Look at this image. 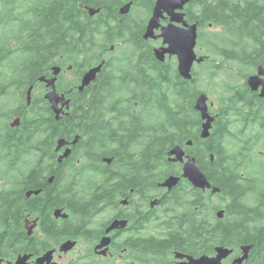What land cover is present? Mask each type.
I'll return each mask as SVG.
<instances>
[{
  "label": "trees",
  "instance_id": "1",
  "mask_svg": "<svg viewBox=\"0 0 264 264\" xmlns=\"http://www.w3.org/2000/svg\"><path fill=\"white\" fill-rule=\"evenodd\" d=\"M156 1L0 0V99L12 102L6 112L0 111V123L22 118L20 130L0 129V180L11 184L0 190V198L8 202L4 206H10L6 222L11 220L14 237L23 239L22 221L28 216L43 215L50 222L52 212L62 210L69 219L62 223L61 238H73L74 224L92 220L102 199H113L118 191L126 195L130 189L99 183H132L143 197H154L147 192L182 174L169 160L170 151L180 146L220 193L197 190L185 181L180 193L169 195L183 200L180 214L171 203L175 222L170 230H180L182 238L187 233L190 246L204 247L208 255L215 247L237 251L251 246L264 264V104L253 99L246 84L251 70L264 68V0H191L187 19L198 23L200 55L207 57L191 81L168 67L134 80L102 73L80 93V77L65 83L67 76L61 75L59 92L74 90L67 94L71 104L82 103L85 111L90 103L92 110L117 114L122 107L115 102L126 104L125 130L104 135L90 152L86 128L101 125L106 115L92 118L86 112L57 121L44 98L39 79L49 77L52 65L73 66L70 73L83 76L100 58L110 56L111 46L122 51L134 45L138 52ZM128 4L129 13L122 15ZM89 9L100 12L90 16ZM12 44L20 52L9 58ZM229 61L233 65L226 67ZM126 83L135 86L123 89ZM31 87L35 90L28 106ZM201 94H215L220 102L219 110L212 111L216 121L207 140L201 139L203 121L195 110ZM107 102L111 107L104 106ZM134 124L139 128L132 133ZM76 137L75 157L57 170V141ZM103 158L112 164L103 166ZM37 191L39 196L26 197ZM219 210L225 211L222 219L217 218ZM173 235L176 241L179 234Z\"/></svg>",
  "mask_w": 264,
  "mask_h": 264
},
{
  "label": "flooded vegetation",
  "instance_id": "2",
  "mask_svg": "<svg viewBox=\"0 0 264 264\" xmlns=\"http://www.w3.org/2000/svg\"><path fill=\"white\" fill-rule=\"evenodd\" d=\"M188 8L189 5L186 6L184 10L185 21H188ZM188 23L190 22L188 21ZM162 24L167 26L170 22L169 20H164ZM147 26L148 22L144 25L141 35L143 40L138 48V52H134L136 49L133 48L134 45L129 46L130 48L125 47L122 51L117 50V47L111 46L109 48L110 56L106 59L100 58V60L97 61L99 63L92 66L93 68L99 64H104L102 72L98 74L97 80L102 73L110 78L120 76L130 78L155 76L157 71H159V67L175 69L179 75L176 56L166 55L164 62L157 60L155 50L166 47L163 45V40L160 38L162 31H156V39L145 40L144 35ZM17 52H20V46L12 44L9 58H14ZM2 56L6 57L4 54H2ZM53 67H55V65H52L47 71L49 73V75H47L49 77L47 78L53 77ZM60 68L61 72L58 84H60L59 80L61 75L69 76V73L72 71V66L66 69L63 67ZM250 76H253V74ZM96 81L94 83H96ZM39 83L44 87V93L46 94V92L49 91L46 87V83ZM246 84L253 99L264 104V98L261 97L262 87L257 91H253L249 87L247 79ZM134 86V83H126L122 88L129 89ZM141 87H143V85ZM72 91L74 90L71 89L70 92ZM70 92L63 93L67 95ZM67 97L69 96L67 95ZM115 103L119 108L122 107V110L117 114L109 112V110L107 112L92 110L90 109V103L86 104L87 111L83 109L82 103H77L76 105L70 103V108H64L61 112L59 121H65L66 119V121H70L72 120V116L82 117L86 112L92 118L106 115L101 125L92 124L91 127L89 125L88 128H86L87 140L89 143L88 152H90L92 147H97V144L101 142L99 139L103 138L104 135H116L125 130L123 126H125L128 121L123 117L126 104L122 102ZM112 104V102H107L104 106L111 107ZM22 110H24V108ZM215 110L217 109L215 108ZM16 122H18V124L13 126V123ZM1 124L2 123H0V125ZM21 124L22 118L15 117L8 121V123H4L3 128L0 129L1 131H11V133H13L12 131L20 130ZM134 125L135 126L130 129L132 133L139 128L136 126L137 124ZM75 139H77V137ZM75 139H73V141ZM78 144L79 139L77 144L71 147L72 154L70 157L63 160L62 163H59V159L63 156L68 147L63 148L59 153L55 152L56 161H58L60 166L57 170L61 171L69 165L70 160L75 157L74 153H76ZM258 153L262 154L261 152ZM79 162H81V160H79ZM102 162L104 164L103 166H105V164L108 166L112 164V162L105 161L104 158ZM90 165L91 167L95 166L92 163H90ZM175 165H178L180 167L179 170L182 172L183 164L176 163ZM184 182L185 181L182 180L177 187L171 190L160 186L155 192L149 190L147 193L156 194L154 197H143L141 190H136L132 183H99L98 185L101 187L113 186L116 189L130 187V189L126 192V195H122L121 191H118L115 193L113 199H102L100 204L93 209L96 216L89 222L74 224V230L77 229L74 231V237L65 239L64 241L61 238V226L63 221L69 218L64 219L62 217H57L56 211L58 210L52 212V219H50V222H48L43 215H36L35 217L28 216L22 221V230L18 227V229L23 232L24 238L16 239L13 235L15 231L13 222H11V220H8V223L6 222L10 206L8 205L5 207L4 205L8 202L4 197H1L0 217L2 214L3 216L0 218V264H15L19 258L22 257H27L26 264H64V259L68 256H72V258L67 264H188L191 258L199 259L204 256L214 257L216 256V247L214 248V254L208 255L206 248L201 246L194 248L190 246V239L187 233H185V236L182 238L180 230L176 232L170 230L173 222H175L173 220L174 210L170 207L171 203L175 204L173 205L175 208L180 209L176 212V214H180L183 200L180 197H169V195L172 193H180V189H183ZM53 183H50V185ZM4 186L10 187L11 184L1 182L0 190L4 188ZM9 193L10 192H7V194ZM42 209L43 208H41V210ZM30 222H36L33 228ZM179 223L178 221V224ZM188 227L189 220L186 219L185 228L188 229ZM78 228L82 229L79 230ZM173 234H179L176 241L173 239ZM68 240L75 242L76 245L71 251L66 253L62 252V246ZM242 247L243 246H240L237 251H233V253L225 259L224 264H234L236 259L242 257ZM48 253H52L50 261L45 260L41 263L40 259L45 257ZM256 257V253L253 252L252 248L248 260L243 264H261L257 261L258 258ZM258 257L261 258L260 256Z\"/></svg>",
  "mask_w": 264,
  "mask_h": 264
},
{
  "label": "water",
  "instance_id": "3",
  "mask_svg": "<svg viewBox=\"0 0 264 264\" xmlns=\"http://www.w3.org/2000/svg\"><path fill=\"white\" fill-rule=\"evenodd\" d=\"M191 0H157L153 10V15L149 20L147 31L144 35V39H155V32L162 28V34L160 38L163 39V44L166 47L156 49L155 54L156 58L160 62H164L166 55L176 56L178 60V72L179 75L186 81H191L193 79V69L195 64H202L205 61L204 57H198L196 53V47L198 44L199 36V25L192 24L190 25L185 21L184 10L187 4ZM131 8V4H128L121 9V14H128ZM100 11L89 9L90 16H95ZM167 15L170 18V24L168 26L162 27L161 20H165ZM181 24L182 27L177 26ZM104 64H100L94 68H91L81 78L80 85L78 86L79 92H84L87 87L97 80V76L101 73ZM61 72L60 67H53V78H47L45 76L40 78V82L46 83L49 91L45 95V99L49 102L52 111L54 112L56 119H60V114L64 108L69 109L71 99L67 98L66 94H60L57 90V80ZM259 77H262V81L259 80ZM264 68H259L258 76H250L248 79V85L253 91H257L262 87L261 97L264 98ZM32 92L33 87H31L27 93V104L31 105L32 102ZM209 97L206 94H201L195 103V110L200 114L201 119L203 120L202 129H201V139L207 140L211 136V131L213 129V123L215 121L214 117L211 116L209 112L208 105ZM18 122L13 123V126L17 125ZM78 137L74 141H66L65 139H59L56 143L55 152L59 153L63 148L68 147L59 159V163H62L63 160L68 159L72 154V146H75L78 142ZM189 146H192V142L188 143ZM169 160L172 163H181L183 164V173L181 176H171L169 177L161 187L168 188L169 190L177 187L182 180H188L196 189L202 191H211L213 195L220 193V189L213 187L212 184L208 181L207 177L200 170L197 165L196 159L186 155L185 150L180 147H174L169 153ZM110 162V160H107ZM54 179H50V183H53ZM41 191L37 192H27L26 197L30 198L33 195H40ZM57 217H62L64 219L68 218V215L63 213L62 210L56 211ZM225 216V211L221 210L217 212V218L222 219ZM36 222H30L32 228L35 226ZM108 243V241H107ZM75 242L67 241L62 246V252L71 251ZM251 246H243L242 257L235 260L234 264H243L249 258V253L251 251ZM216 256H204L199 259L191 258L188 264H224V260L227 259L232 253L233 250L226 247H217ZM52 253H48L45 257L40 259V262L43 263L45 260L50 261ZM27 257L19 258L15 264H26Z\"/></svg>",
  "mask_w": 264,
  "mask_h": 264
},
{
  "label": "rangeland",
  "instance_id": "4",
  "mask_svg": "<svg viewBox=\"0 0 264 264\" xmlns=\"http://www.w3.org/2000/svg\"><path fill=\"white\" fill-rule=\"evenodd\" d=\"M141 15H143V13H141ZM212 30H214V29H212ZM217 30V29H216ZM128 47V46H127ZM130 48V47H129ZM197 52L198 53H200V52H202L201 51V49L198 47L197 48ZM231 65H233V62H231V61H229L228 62V66H226V67H229V66H231ZM65 68H67V67H64V69ZM72 69H73V67H72ZM200 69H199V66H195V68H194V71H199ZM259 68L258 69H253V70H251L250 71V73H252L253 74V76H258V73H259ZM226 71V70H225ZM81 76H82V74L80 75H78V73L76 72L75 74L74 73H69V76H67V77H64V79H63V82H65V83H68V82H70V81H72V80H77V78L78 77H80V79H81ZM133 80H134V78H132ZM239 80V79H238ZM242 80V79H241ZM259 80L260 81H262V77H259ZM61 83V82H60ZM90 87V86H89ZM88 88V87H87ZM86 88V89H87ZM85 89V90H86ZM210 101H209V103H213L214 104V106H213V108L215 109H217L218 108V106L220 105V102H219V104H218V98H217V95H210ZM5 101H6V99H5ZM0 102H3L1 99H0ZM10 104H12V102L10 103ZM10 104H6V103H0V111H2V112H6L9 108H10ZM4 123H8V120L6 121V120H4L3 122H2V124H1V126H0V128H3V124ZM4 130H2V132H3ZM258 153V152H257ZM258 155H259V153H258ZM1 182H4L3 180H0V183ZM39 196V195H38ZM72 258V256H68V257H66L65 259H64V264H67L69 261H70V259Z\"/></svg>",
  "mask_w": 264,
  "mask_h": 264
},
{
  "label": "bare ground",
  "instance_id": "5",
  "mask_svg": "<svg viewBox=\"0 0 264 264\" xmlns=\"http://www.w3.org/2000/svg\"><path fill=\"white\" fill-rule=\"evenodd\" d=\"M146 40V39H145ZM177 62H178V60H177ZM55 66H57V65H55ZM69 241V240H68ZM51 248V247H50Z\"/></svg>",
  "mask_w": 264,
  "mask_h": 264
}]
</instances>
